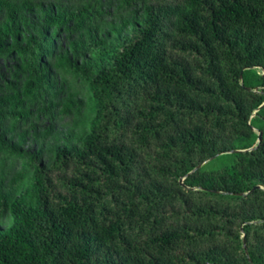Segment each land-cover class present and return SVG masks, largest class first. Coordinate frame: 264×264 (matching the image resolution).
<instances>
[{"label":"trees","instance_id":"1","mask_svg":"<svg viewBox=\"0 0 264 264\" xmlns=\"http://www.w3.org/2000/svg\"><path fill=\"white\" fill-rule=\"evenodd\" d=\"M0 264H264V0H0Z\"/></svg>","mask_w":264,"mask_h":264},{"label":"rangeland","instance_id":"2","mask_svg":"<svg viewBox=\"0 0 264 264\" xmlns=\"http://www.w3.org/2000/svg\"><path fill=\"white\" fill-rule=\"evenodd\" d=\"M58 179H60V174L57 173V172H55V173L53 174V181H57ZM183 179H184V177H180V178H179V181L182 183V182H183Z\"/></svg>","mask_w":264,"mask_h":264},{"label":"water","instance_id":"3","mask_svg":"<svg viewBox=\"0 0 264 264\" xmlns=\"http://www.w3.org/2000/svg\"><path fill=\"white\" fill-rule=\"evenodd\" d=\"M260 139H261V132L259 131V132H258V138H257V141H260ZM248 149H250V148H248ZM243 150H247V149H243ZM200 165H201V163L198 164L194 169H196V168L199 167ZM194 169H193V170H194ZM193 170H192V171H193ZM189 173H190V172H189ZM257 187H258V186H257ZM243 244H244V248H245V251H246L245 241H244Z\"/></svg>","mask_w":264,"mask_h":264}]
</instances>
